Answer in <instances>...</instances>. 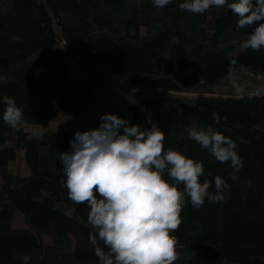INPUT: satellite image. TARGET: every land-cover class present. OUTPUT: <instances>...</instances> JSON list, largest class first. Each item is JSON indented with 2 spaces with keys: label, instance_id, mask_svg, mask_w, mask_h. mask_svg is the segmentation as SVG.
Listing matches in <instances>:
<instances>
[{
  "label": "trees",
  "instance_id": "trees-1",
  "mask_svg": "<svg viewBox=\"0 0 264 264\" xmlns=\"http://www.w3.org/2000/svg\"><path fill=\"white\" fill-rule=\"evenodd\" d=\"M3 2L7 7L0 9V98L15 99L24 123L19 131L7 127L0 102V264H99L88 239L96 231L87 222L89 209L86 202L68 199L59 157L71 150L77 131L99 127L100 119L61 132L46 127L51 118L89 103L98 93L91 80L72 77L73 65L105 86L111 74L131 88L186 93L215 85L240 67L264 75V47L234 53L251 30L238 29L237 17L226 5L193 14L179 8L183 0L163 8L154 7L152 0L137 5L132 0ZM143 27L150 30L144 33ZM38 68L43 69L41 75ZM116 114L132 125L155 123L165 133V150L202 161L205 172L200 180L211 181L210 193L216 192L217 175L228 185L222 202L206 199L199 209L185 197L180 227L171 233L177 257L197 249L222 263L264 264V95H155ZM28 125L44 127L33 131ZM190 125L233 139L243 168L236 171L230 161L218 162L190 140ZM21 151L30 167L28 175L10 169ZM183 188L181 183L178 190ZM16 211L29 228L12 226ZM45 235L52 237L51 244L44 242ZM100 246L104 248L102 241Z\"/></svg>",
  "mask_w": 264,
  "mask_h": 264
},
{
  "label": "clouds",
  "instance_id": "clouds-1",
  "mask_svg": "<svg viewBox=\"0 0 264 264\" xmlns=\"http://www.w3.org/2000/svg\"><path fill=\"white\" fill-rule=\"evenodd\" d=\"M171 3L152 0L156 8ZM225 5L237 17L238 29L251 30L240 47L253 51L264 47V0H183L179 8L203 14ZM0 102L5 105L3 123L19 131L24 123L22 109L6 95ZM213 119L220 123L218 114ZM188 138L218 162L230 161L236 171L243 168L238 145L222 132L189 127ZM164 139L165 133L155 123L151 127L132 125L129 119L106 113L99 127L77 131L70 141L71 150L60 152L68 199L76 204L86 202L89 209L87 222L96 231L88 239L99 264H174L176 241L171 233L180 227L185 197L197 209L206 199L208 203L225 199V180L217 175L216 192L210 193L211 181L200 180L205 172L203 162L172 148L165 150ZM181 183L183 191L178 190Z\"/></svg>",
  "mask_w": 264,
  "mask_h": 264
},
{
  "label": "rangeland",
  "instance_id": "rangeland-1",
  "mask_svg": "<svg viewBox=\"0 0 264 264\" xmlns=\"http://www.w3.org/2000/svg\"><path fill=\"white\" fill-rule=\"evenodd\" d=\"M141 0H132L133 5L139 4ZM5 3L0 4L1 10H6ZM150 30V29H149ZM146 28H142V32L146 33L149 31ZM241 47L236 48L234 53H237ZM37 73L41 75L43 73L42 68L37 69ZM88 70H85L83 67L78 65L77 63L73 65L71 69L72 77L75 80H91L90 82L94 84L97 92H102L104 89V94H100V98L102 103L97 104V102H91V104L96 109L95 111L92 109L91 113L100 116L104 111L99 105H109L114 107L113 114L118 113L119 111L125 109L133 102L138 101L142 98H150L155 95H177L182 98H194L199 94L204 95H212L218 97H229V96H245V95H264V75L260 73H256L252 71L250 68L244 69L240 67L235 70L229 76L222 79L219 83L212 85L208 88L204 86H199L193 92L186 93H174L168 92L159 89H151L146 86L138 87L139 89H134L131 87H125L124 82H118L115 75L109 74V87L99 83V81L94 80L92 78L93 74H90ZM108 81V83H109ZM210 89L211 92H208ZM105 102V103H103ZM111 108V107H109ZM118 110V111H116ZM81 109H75L74 111H68L66 113L61 114L60 116H56L54 119L47 123V129L53 132H61L63 130H73L76 128H80L83 126ZM109 111L108 113H110ZM98 120V119H97ZM42 125H28L26 126L27 130L36 131L38 129L43 128ZM189 127H195L197 129H201L198 125H190L186 128L188 132ZM11 171L15 174L28 175L30 174V167L25 157L24 151L18 155L17 159L11 163ZM1 182V177H0ZM67 209V208H66ZM69 213H72L71 209H67ZM12 226L15 228H29L26 224L24 216L19 211H16L11 222ZM44 242L46 244L52 243V237L50 235L44 236ZM174 264H231V263H222L215 259L214 257H208L201 250L193 249L182 252L178 255L177 260L174 261Z\"/></svg>",
  "mask_w": 264,
  "mask_h": 264
},
{
  "label": "crops",
  "instance_id": "crops-1",
  "mask_svg": "<svg viewBox=\"0 0 264 264\" xmlns=\"http://www.w3.org/2000/svg\"><path fill=\"white\" fill-rule=\"evenodd\" d=\"M116 79H118L119 81L118 82H123L122 80H120L118 77H116ZM110 80V79H109ZM109 85H110V81H109V83L106 85V87L108 86L109 87ZM125 86V85H124ZM125 87H127V86H125ZM134 89H139V88H134ZM104 94V89L102 90V92H99V93H97V95H96V97L92 100V101H90L89 103H87V104H85V105H83V106H79V107H75V108H71V109H69L68 111L70 112H72V111H74L75 109H81V114H83L84 113V115H82V122H83V126L84 125H86V124H88V123H90V122H93V121H95V120H97V119H100V117L103 115V114H106V113H108L109 111H111L110 113H114L113 112V108L114 107H112V106H109V105H99V106H101L100 108L102 109V110H104L102 113H101V115L100 116H97V115H95V114H93V113H91V111H92V109L95 111V113H96V109L94 108V106L91 104V102H97V104H100V103H102V100L101 99H99L101 96H100V94L101 95H103ZM103 103H105V102H103ZM109 107H111V108H109ZM67 111V112H68ZM116 111H118V110H116ZM117 113V112H116ZM60 116V115H59ZM55 118V117H54ZM54 118H51L49 121H51L52 119H54ZM48 121V122H49ZM47 122V123H48Z\"/></svg>",
  "mask_w": 264,
  "mask_h": 264
},
{
  "label": "built area",
  "instance_id": "built-area-1",
  "mask_svg": "<svg viewBox=\"0 0 264 264\" xmlns=\"http://www.w3.org/2000/svg\"><path fill=\"white\" fill-rule=\"evenodd\" d=\"M244 69H246L245 67H243Z\"/></svg>",
  "mask_w": 264,
  "mask_h": 264
}]
</instances>
